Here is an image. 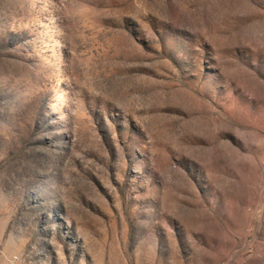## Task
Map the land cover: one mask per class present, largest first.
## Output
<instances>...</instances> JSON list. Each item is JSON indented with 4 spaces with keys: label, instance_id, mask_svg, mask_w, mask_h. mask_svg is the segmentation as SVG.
Segmentation results:
<instances>
[{
    "label": "rangeland",
    "instance_id": "374dc122",
    "mask_svg": "<svg viewBox=\"0 0 264 264\" xmlns=\"http://www.w3.org/2000/svg\"><path fill=\"white\" fill-rule=\"evenodd\" d=\"M0 244L264 264V0H0Z\"/></svg>",
    "mask_w": 264,
    "mask_h": 264
},
{
    "label": "built area",
    "instance_id": "2783aa9c",
    "mask_svg": "<svg viewBox=\"0 0 264 264\" xmlns=\"http://www.w3.org/2000/svg\"><path fill=\"white\" fill-rule=\"evenodd\" d=\"M1 256H2V249H1V244H0V258H1ZM14 260L17 261V257H15Z\"/></svg>",
    "mask_w": 264,
    "mask_h": 264
}]
</instances>
